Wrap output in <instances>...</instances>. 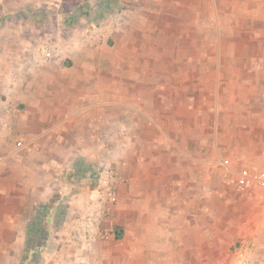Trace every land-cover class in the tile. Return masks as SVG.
<instances>
[{
  "label": "rangeland",
  "instance_id": "374dc122",
  "mask_svg": "<svg viewBox=\"0 0 264 264\" xmlns=\"http://www.w3.org/2000/svg\"><path fill=\"white\" fill-rule=\"evenodd\" d=\"M103 2L0 0V36L7 35L6 27L13 24L11 35L20 30L23 37L40 40L49 36L53 41L52 62L48 64L53 67V78L46 87L42 78L37 85L38 97L52 107V124H25L22 108L18 106L17 111L21 131L15 136L20 137L18 141L23 139L28 150L20 160L30 165L25 166V175L31 176H22L24 187L19 194L42 199L53 192L51 199H58L45 213V235L33 248L30 263L41 264L45 256L56 254L63 243L60 231L75 232L80 218L95 207L101 236L94 242L77 239L90 246L89 252L77 254L80 261L234 264L235 248L245 240L252 241V231L259 223L251 207L240 203L246 190L232 180L245 170L264 169V0H115L105 14L98 11ZM110 25L115 28L112 34L107 33ZM97 29L104 32V38L89 49H99L104 43L113 49L109 57L118 87L116 124L83 115L67 125L63 122L66 101L61 100L59 84L65 78L75 81L78 77L72 73L75 68L65 50L77 49L80 39ZM29 60L31 66L32 58ZM87 61L95 74L85 76L81 83L86 86L98 78L95 69L109 68L108 64L98 65L96 59ZM132 103L134 110L128 108ZM78 109L83 111V104ZM141 110L149 114L153 126H147ZM159 125L170 134L174 128L175 133L179 130L186 136L183 144L190 145L192 157L181 155L177 165L167 157L168 173H155L149 182L151 188L141 189L146 177L141 168L130 170L134 157L125 145L131 136H158ZM113 133L114 146L102 148L104 136ZM35 134L39 137L33 143L29 136ZM194 135L203 139L198 148ZM78 136H85L86 141L77 140ZM95 136H100V141ZM83 143L84 148L79 149ZM45 149L52 155L47 169L38 157L44 156ZM113 157L124 160L123 166L112 162ZM103 170L112 171L118 179L114 203L97 199ZM130 176L136 181L132 199L139 221L128 236L118 239L116 221L129 219ZM88 186L94 190L87 191ZM150 199L152 204H148ZM168 200L175 204L167 205ZM62 201L66 202L67 215L60 220L57 204ZM163 208L170 210L162 215ZM173 213L181 219L178 245L170 231ZM166 215L169 227L168 221L159 222L167 219ZM57 218L61 230L54 226ZM6 239L0 245V264H16L22 243L18 237Z\"/></svg>",
  "mask_w": 264,
  "mask_h": 264
},
{
  "label": "crops",
  "instance_id": "0c3cea01",
  "mask_svg": "<svg viewBox=\"0 0 264 264\" xmlns=\"http://www.w3.org/2000/svg\"><path fill=\"white\" fill-rule=\"evenodd\" d=\"M110 3H112V1ZM98 11L102 13V9H98ZM92 18H95V16H92ZM10 28L14 30L15 26L12 24L11 27H6L7 35L0 36V238H2L0 245L2 242V245H4V240H7L6 238H20L22 247L21 251L18 253L16 264H29L26 262L25 250L30 222H32L38 206L48 203L53 192H50L48 195L46 194L47 198L45 195L42 199L30 197V194L21 197V194H19V190L24 187L22 184V176L24 179H30L31 176L28 175L27 177L25 175V166L30 165L26 163L22 164L20 160L22 154L25 155L28 150L26 151V145L23 139L18 141L17 139L20 137L15 136L18 131H21V125L19 124L21 123V115L18 116L17 111L19 108H22L21 114L27 119L24 121L25 124H33L35 126L42 123L52 124V107L48 106V104L38 97V93L41 92L40 89L37 88V85L39 79L42 78L45 80L46 87L48 85L47 81L49 82L54 74L51 65L38 69V71L30 70L29 58L31 57V53L29 52L27 54V45L30 44V41L36 42L37 38L36 36L23 37L21 34L24 31L20 30L17 31L15 35H11V33H9ZM27 34L28 33H26V35ZM104 44L102 47L100 46L99 49H89V46H87L88 48L82 47L81 45L83 44L77 43L76 46L78 50L75 47L65 50L67 57L70 58L75 68L72 73H76V77H78L75 81H68V78H65V81L59 84L61 100L66 101L63 105L67 108V114L64 116L63 122L67 125H72L77 119L84 117L83 115L87 118L95 116L99 121H103L105 124L110 125L112 123L113 126L116 124L118 87L114 80L116 77V70L110 67L111 59L109 57L113 49L110 44ZM89 59H96L100 66L108 64L109 68L105 70L101 68L95 69L96 77L98 78H92L93 82L86 86L81 83L85 79V76L88 78L91 76L93 77L95 74L94 71L90 70L91 66L87 61ZM79 66H82L81 70H79ZM103 74L108 78L103 77ZM88 94L90 96H88ZM94 94L96 95L95 97L91 96ZM91 99H94V102H91ZM86 103L88 104L86 105ZM80 104H83V111L81 110L82 108L78 109ZM128 108L134 110L135 106L132 103L128 105ZM189 108L191 109L190 106ZM140 114L146 118L148 127L153 126L154 122L151 120L148 113L141 110ZM158 128V136H131V139L127 141L128 143L125 145L126 150L130 151L134 157L130 170L134 171L141 168L144 173L143 177H146L144 179L146 180L145 187L143 186V181L141 183V189L147 190L151 188L149 182L154 178L155 173L158 176H165L168 173L165 168L167 157L172 159L173 165L180 164L181 155H183L182 157H192L191 153L193 150L190 145L184 146L183 141L186 136H181L179 130L175 133L173 128V133L170 134L168 130L162 128L160 125ZM49 132H51V128L45 131L46 134ZM114 135L115 133H113V136H104L105 139L100 143L102 148L106 145L108 148L114 146L116 141ZM194 136L196 141L195 147L198 148V144L201 145L203 139L201 135ZM38 137L39 136H36V134L34 137L29 136V138H31L30 141L33 143L36 142ZM95 137L100 141V136ZM89 138L92 139L93 136H89ZM77 140L86 141V137L78 136ZM105 140H107V143H105ZM18 142H22L24 146L19 148L17 146ZM67 147L70 148V145H67ZM82 148H84V143L79 147V149ZM50 153L49 150L47 151V149H45L44 156L38 155L39 161L44 162L42 165L44 169H47L52 164V158H50L52 155ZM86 153L89 155L88 152ZM262 153L264 156V150ZM42 157H44V161L41 160ZM111 159L109 163L112 161L123 166L124 160L115 157ZM145 159L148 161L147 165H145ZM40 162H36V164L41 166ZM152 165H157L156 169L152 168ZM32 178H34V176H32ZM126 180L128 181V179ZM134 182H136L134 177L130 176V186L128 187L130 190V198L126 207V210L129 212V219L121 220L122 222L116 221L117 225L115 226V230L119 232L121 236H123V234L128 236L132 228L138 225L139 221L137 218L138 208L135 206L134 199H132V194L135 192L134 189L136 187ZM27 186L28 184L25 185V187ZM257 191H259L257 188L246 190L240 199L242 206L245 204L246 206H250L253 213L252 216L254 215L259 219L258 225L252 231L253 239L251 241L252 250L250 254V264H264V192L262 194L260 193L262 191L259 193ZM157 200L161 199L158 198ZM142 201H144V199H142ZM152 202L153 200L150 199L148 204H152ZM166 204H175V202L168 200ZM256 205L259 206L258 210L255 208ZM169 210L170 208H163L160 213L164 215L168 213ZM142 212H144L143 207ZM193 213L195 214H193V217H196V209L193 210ZM166 217L167 219L163 217L159 222L168 221L169 227L170 219H168V215H166ZM172 220L173 230H170L172 232L171 236L175 239L173 242L176 244L177 241L178 245L180 242L178 240L179 234L181 232L179 221L181 219L178 216L176 217L175 213H173ZM176 224L179 225L178 228ZM60 234L62 238L61 242H63L60 250L56 254L53 253L54 255L45 256L41 264H88L87 262L77 259V254L89 252L88 249L90 246L80 243L86 241L71 229L62 230ZM72 236L75 237L73 238ZM77 239L81 241L78 242L79 240L77 241ZM166 242L168 245L169 241L167 240ZM3 248H5V246H3ZM233 262L234 264L236 263L235 251L233 252ZM93 264L101 263L97 262Z\"/></svg>",
  "mask_w": 264,
  "mask_h": 264
},
{
  "label": "built area",
  "instance_id": "2783aa9c",
  "mask_svg": "<svg viewBox=\"0 0 264 264\" xmlns=\"http://www.w3.org/2000/svg\"><path fill=\"white\" fill-rule=\"evenodd\" d=\"M112 25L108 26V34H112ZM104 38V32L97 29L91 31L84 38L80 40L82 44L90 47L97 46ZM28 52L31 53V66L30 70H38L39 67L48 65L52 62L53 55V41L49 36H46L36 42L30 41L27 45ZM55 51V50H54ZM19 148L23 147L22 142H18ZM241 190H250L257 188L264 192V169L259 171L245 170L240 172L237 178L232 180ZM118 183L117 177L110 170H103L99 176V186L96 192L98 193V200L103 202L114 203L117 200L116 185ZM100 216L94 208L90 210L86 215L82 216L77 223L75 232L78 233L86 242H94L101 236L100 230ZM251 250L252 243L250 241H243L235 250L236 263L235 264H250L251 263Z\"/></svg>",
  "mask_w": 264,
  "mask_h": 264
},
{
  "label": "trees",
  "instance_id": "16d2710c",
  "mask_svg": "<svg viewBox=\"0 0 264 264\" xmlns=\"http://www.w3.org/2000/svg\"><path fill=\"white\" fill-rule=\"evenodd\" d=\"M111 1H112V3H110ZM113 2H114L113 0H104L103 4L101 6H99L98 8L102 9L104 14H105L110 9V7L113 6ZM29 11H31V10H29ZM91 173H93V172L91 171ZM86 190L92 191V190H94V188L92 186H88L86 188ZM57 201H58V199L53 198L48 203L39 205L37 210H36V213H35V216H34L32 222H30L28 240L26 243V250H25L26 262H28L29 264H31L29 259H30V255L33 252V248L36 245H40L39 243H40L42 237L45 235L46 230H45L44 225H43V224H45V222H46L45 220L47 219V218H45V213H49L51 206L55 203H58ZM57 205L59 207L57 206V214L56 215L59 216L58 218L61 220L64 217H66V215H67V213H66L67 208H65V206L67 207V205H66L65 201L59 202V204H57ZM69 205H70V203H69ZM58 218L56 220V222H58V223H55L54 226H55V228H59V230H61L62 225L61 226L58 225L59 223H61V221ZM46 223H48V221ZM47 226H48V224H47ZM116 235H117L118 239L121 238V234H116Z\"/></svg>",
  "mask_w": 264,
  "mask_h": 264
}]
</instances>
